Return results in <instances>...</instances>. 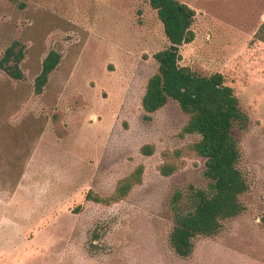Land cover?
<instances>
[{"label":"rangeland","instance_id":"obj_1","mask_svg":"<svg viewBox=\"0 0 264 264\" xmlns=\"http://www.w3.org/2000/svg\"><path fill=\"white\" fill-rule=\"evenodd\" d=\"M195 12L180 65L220 74L247 116L235 130L248 184L245 210L182 258L169 245V200L205 185L204 159L170 177L160 153L195 140L169 101L153 114L141 99L168 41L149 0H0V59L22 46L20 81L0 69V264H264V43L254 34L264 0H178ZM60 55L41 94L35 78ZM153 145L151 156L140 148ZM143 165L142 183L119 203L105 197Z\"/></svg>","mask_w":264,"mask_h":264},{"label":"trees","instance_id":"obj_2","mask_svg":"<svg viewBox=\"0 0 264 264\" xmlns=\"http://www.w3.org/2000/svg\"><path fill=\"white\" fill-rule=\"evenodd\" d=\"M149 5L156 12L168 45L153 54L157 70L146 83L142 109L153 114L169 101L175 102L188 117L179 135L195 138L184 146L162 151L157 170L162 177H170L184 167L187 159H204L205 185L176 189L168 202L173 223L169 245L176 255L185 258L192 252L194 239L216 235L225 221L245 210L242 196L248 191V184L239 167L241 145L233 134L237 129H246L248 118L220 74L201 76L180 65V47L195 38L191 29L194 10L178 0H149ZM254 39L264 43V21ZM22 58V46L12 43L0 59V69L20 81L23 79L19 67ZM59 60L56 52L45 57L35 78L36 94L42 93ZM154 151L153 145L140 148L143 156H151ZM143 173L144 166L138 165L117 181L109 195L101 197L89 191L85 200L103 206L119 203L142 183Z\"/></svg>","mask_w":264,"mask_h":264}]
</instances>
